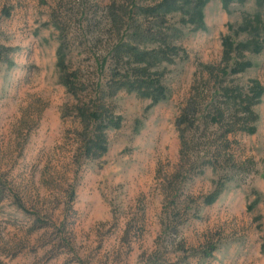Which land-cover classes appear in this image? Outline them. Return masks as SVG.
Masks as SVG:
<instances>
[{"label": "rangeland", "instance_id": "obj_1", "mask_svg": "<svg viewBox=\"0 0 264 264\" xmlns=\"http://www.w3.org/2000/svg\"><path fill=\"white\" fill-rule=\"evenodd\" d=\"M164 1L0 0L3 264H264V95L253 133L213 96L216 84L264 87V0L151 10ZM122 40L158 53L148 71L166 98L116 89L122 67H146L131 52L116 65ZM227 40L250 46L232 53L251 63L242 73H222ZM61 45L76 96L61 81ZM80 107L121 118L105 130L107 152L86 154L98 124Z\"/></svg>", "mask_w": 264, "mask_h": 264}, {"label": "trees", "instance_id": "obj_2", "mask_svg": "<svg viewBox=\"0 0 264 264\" xmlns=\"http://www.w3.org/2000/svg\"><path fill=\"white\" fill-rule=\"evenodd\" d=\"M226 0H224L225 2ZM172 5V2L170 0L164 1L161 5L156 6L154 8H151V10L155 13H161L167 10L168 7ZM147 12V9L145 10ZM150 11V10H149ZM190 20L194 21L195 19L200 20L202 19L201 11H196L190 15ZM118 18L117 15L113 14V20L115 25L118 24ZM195 22V21H194ZM56 23V22H55ZM132 27V25H130ZM142 33L139 32L138 28H135L133 31V36L140 37ZM145 40H148L145 39ZM171 51L173 50V53L175 52V48H170ZM250 49V46L247 43H228V40L226 41L225 45V52H224V60L228 63H232V67H229V65L225 68H222L223 75L228 74H238L244 72L251 63L246 60L241 59H235L233 61L232 53L236 50L238 51V54H240L244 50ZM129 52L133 53V55L136 57V60L139 62H143L142 64H145V68L143 67H122L123 72L118 74V78L116 79V89L125 88L128 91H136L140 95H144L146 97H150L154 99L155 101H158L162 98L167 97V90L166 88L161 84L160 80V74L159 73H149V66L151 65V61L159 60L158 53H150L147 50L141 49L140 47H137L135 45H131L129 42H124L123 40L120 41L119 44H117L114 48V58L116 65H118L120 60H124V58L127 57L126 54ZM65 53H64V46L61 45L59 47V59L58 64L61 67V81L62 83L67 87V89L73 93L75 96L77 95V91L75 90V74H68L67 73V66L65 63ZM115 65V66H116ZM229 67V68H228ZM113 80H115V77L113 76ZM251 86L249 87V90L247 93L241 92L240 89L236 88H223L218 87L216 84L217 91H214L213 96H223L225 102L229 106H235L236 109L239 112H242L243 117L245 118V123L240 125V128L242 130H246L250 133L255 132L256 127L249 125V120L256 118L255 111L253 110V106L256 105L260 99L264 95V87L261 85V83L257 80L250 81ZM116 92V91H113ZM221 104V103H220ZM240 108V110H239ZM78 116L85 120L86 118H89L93 121H95L98 126L96 129V133L93 134V136H90L87 141L85 142V150L86 154L93 155L94 153H105L107 152V143L105 139V130L110 127H118L120 125L121 118L120 117H114V115H109L105 111L103 107L96 108L95 111L88 112L84 107H80L77 110ZM225 110L222 107V105L215 103V109L214 114L211 115V119L215 120L217 123H222L224 120H226ZM232 129H228L227 132H231ZM219 195V192L209 195L205 198V203L211 205L215 202ZM213 251V247L209 250L205 251L206 256H210ZM0 264H3L0 262Z\"/></svg>", "mask_w": 264, "mask_h": 264}]
</instances>
